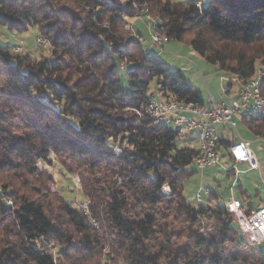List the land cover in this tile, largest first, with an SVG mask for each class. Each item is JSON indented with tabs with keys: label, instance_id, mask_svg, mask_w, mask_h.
I'll list each match as a JSON object with an SVG mask.
<instances>
[{
	"label": "trees",
	"instance_id": "1",
	"mask_svg": "<svg viewBox=\"0 0 264 264\" xmlns=\"http://www.w3.org/2000/svg\"><path fill=\"white\" fill-rule=\"evenodd\" d=\"M147 11L168 40L186 39L229 78L241 82L264 62V0H0V26H36L51 44L36 58L0 43V264H100L106 245L116 264H264V243L247 246L226 201L183 195L196 145L137 115L156 94L204 99L127 34L126 18ZM242 120L264 136V115ZM117 140L125 141L118 153ZM229 143L222 136L220 153L232 162ZM50 152L78 174L88 212L49 191L37 162L51 164ZM162 203L192 226L214 220L215 235L194 228L189 244L176 246L175 214L161 215Z\"/></svg>",
	"mask_w": 264,
	"mask_h": 264
},
{
	"label": "rangeland",
	"instance_id": "2",
	"mask_svg": "<svg viewBox=\"0 0 264 264\" xmlns=\"http://www.w3.org/2000/svg\"><path fill=\"white\" fill-rule=\"evenodd\" d=\"M126 21L130 24L132 30L142 35L146 41L148 40L149 33L152 31L154 25L153 18L141 14L128 17L126 18ZM129 32L131 31H127V34H129ZM161 32H164V30H161ZM38 33L39 29L36 26H30L24 31L11 30L6 26H0V43L6 44L10 47L14 44L22 43L26 48L25 51L29 53L31 57L38 58L49 53V48L33 47L34 38ZM143 47L146 51L155 53L164 65L171 70H179L184 75L186 81L193 84L203 97H205L207 92L210 91L217 100L223 99L227 102V98L222 96L221 87L227 83L229 78L228 74L220 71L215 64L208 62L189 45L186 39H169L164 49H160L156 46L150 48L149 42H144ZM259 64L264 68V62L262 59L257 60L256 66H259ZM122 81L123 83H126L124 76ZM149 89L156 94L157 87L155 80L150 82ZM155 97H158L157 94ZM236 121V130L232 131L226 128V136L229 139H234L236 138L237 133H239L241 136L249 139L251 148L259 160L260 169H248L246 162V164H236L225 158L221 159L220 164L206 166L204 168H198L194 163H191L187 168L189 170L194 169L195 172L183 181V195L191 203H197L194 195L200 187H208L209 193L211 195H216L221 201L227 202L230 197L238 198L244 207L247 206L248 203L256 206L257 203L264 200V136H256L251 133L247 129L242 118L238 117L236 118ZM185 139L186 138L181 139L179 143L181 145H196L195 139L194 141L191 139L189 142ZM119 144H125V141L122 142L117 140L113 143L112 149L115 150L116 153L120 150ZM49 157L51 158V164L42 161L37 162V166L40 170L44 171L45 174L50 175L52 179L48 184L49 191H58L73 205L77 206L75 201H78L84 206L87 203V197L82 192L81 181L78 174L75 171H65L59 160L55 158L53 152L49 153ZM235 169L239 170V173L234 174L233 171ZM163 190L169 191V188L163 186ZM205 196L206 195L203 196V199ZM210 197L212 199L211 201H213L211 203L214 204V198H212V196ZM8 203L12 204V201H8ZM159 208H161L163 212L161 215L163 216L170 213V217H172V214H175V217H172L173 224L170 230H172L177 236L175 242L176 246L180 245L181 248L186 247L189 244L190 231L194 228L198 229V231L207 230L210 234L216 233L214 228L217 226V223L214 220H201V226H192L191 223L185 220L184 216L178 214L173 209L172 204L169 205L168 203H162L159 205ZM168 219L170 220V218ZM231 219L233 220L234 225H236L232 214ZM229 235L235 238L232 231L229 232ZM246 243L247 246L253 245L247 241ZM108 250L109 247L106 245L103 248L102 256L99 260L100 264H116L117 261H119L116 256L109 258V256L105 255V252ZM241 253L244 256L249 255L246 251V246L242 248Z\"/></svg>",
	"mask_w": 264,
	"mask_h": 264
},
{
	"label": "built area",
	"instance_id": "3",
	"mask_svg": "<svg viewBox=\"0 0 264 264\" xmlns=\"http://www.w3.org/2000/svg\"><path fill=\"white\" fill-rule=\"evenodd\" d=\"M145 15L154 20L153 29L149 33L147 41L142 35L132 30L128 23L125 24V30H130L129 34L141 44L149 42L152 46L164 49L168 42L167 35L161 32L162 28L157 26L156 19L152 14L147 11ZM50 46L47 37L39 34L35 36L33 47L49 48ZM11 49L15 53H23L26 50L22 43L12 45ZM121 66L123 67L122 64ZM263 76L264 68L259 64L250 77L240 82L239 88L229 102H225L223 99L217 100L210 91L207 92L200 104L154 96L136 112L138 116L146 115L155 123L174 129L178 141L194 137L197 155L193 158L192 163L196 167L204 168L217 165L221 161L220 149L222 145V135L217 126L222 125L233 131L237 127L236 118L264 115V94L261 90ZM228 81L229 83L239 82L235 77L228 78ZM221 93L222 96L228 95V84L222 85ZM227 150L232 162H246L248 169H260L259 160L251 148L250 140L239 133L229 143ZM236 173H239V170L235 169L234 174ZM208 193V187H200L194 195L196 202H202L203 196ZM75 203L76 207L88 212L87 203L84 206L78 201ZM226 206L247 242L253 245L264 243V200L249 212L244 210L241 201L235 197H230ZM92 222L93 225L98 226L97 221L92 219Z\"/></svg>",
	"mask_w": 264,
	"mask_h": 264
},
{
	"label": "crops",
	"instance_id": "4",
	"mask_svg": "<svg viewBox=\"0 0 264 264\" xmlns=\"http://www.w3.org/2000/svg\"><path fill=\"white\" fill-rule=\"evenodd\" d=\"M149 46H150V48H152L153 46L152 45H150L149 44ZM239 86H240V82H232L230 85H229V93H228V95L227 96H225L226 98H227V102H229L230 100H231V98L234 96V94L236 93V91H237V89L239 88ZM217 128H218V130H219V132L221 133V135L224 137V138H226V139H229L227 136H226V132H227V130H226V128L225 127H223L222 125H218L217 126ZM233 139H229V141L231 142ZM237 163H239V164H246L245 162H237ZM236 163V164H237ZM258 204V203H257Z\"/></svg>",
	"mask_w": 264,
	"mask_h": 264
}]
</instances>
